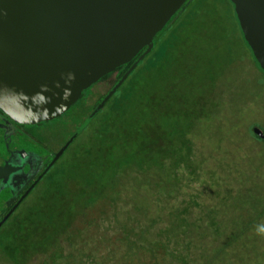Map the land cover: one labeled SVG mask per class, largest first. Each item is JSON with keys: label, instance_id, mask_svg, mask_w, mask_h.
Returning a JSON list of instances; mask_svg holds the SVG:
<instances>
[{"label": "rangeland", "instance_id": "374dc122", "mask_svg": "<svg viewBox=\"0 0 264 264\" xmlns=\"http://www.w3.org/2000/svg\"><path fill=\"white\" fill-rule=\"evenodd\" d=\"M208 4L213 11L200 9L193 20L183 19L180 24L187 25L188 39L199 34L195 38L200 42L189 48L185 72L191 68L193 81H207L204 89L198 82L190 85L186 78L178 84L180 91L205 99L203 116L194 114L185 129L190 150L185 154L187 163L169 166L170 160L165 159L158 168L125 166L109 204L90 209L88 221H80L73 231L74 236L81 231L75 237L79 244L83 234H88L89 238L83 237L86 245L74 246V259H62L60 264H102L105 255L112 257L111 263L113 252L124 248L118 242L122 234L141 243L165 240L167 235L171 237L168 248L182 252L191 264H206L209 258V264H264V141L253 134L254 127L264 133V72L253 61L229 5L224 0H208ZM111 81L98 82L60 120L44 122L36 129L38 138L58 151L108 91ZM62 161L0 230V264H42L62 239L65 232L62 235L50 225L47 240L39 241L31 233L35 218L31 223L25 220L29 211L39 219L52 220L61 204L54 199L63 188L56 187L67 183V194L76 187L74 173ZM62 170L67 172L64 177ZM175 213L186 219V225L183 233L172 236L165 228ZM24 220L28 224L21 229ZM61 242L65 253L72 250L66 240ZM81 249L84 255L92 249V256L81 258L76 253ZM130 253L129 264L153 260L148 254Z\"/></svg>", "mask_w": 264, "mask_h": 264}, {"label": "trees", "instance_id": "16d2710c", "mask_svg": "<svg viewBox=\"0 0 264 264\" xmlns=\"http://www.w3.org/2000/svg\"><path fill=\"white\" fill-rule=\"evenodd\" d=\"M224 1L233 10L236 24H238L233 4L230 0ZM200 9L213 11L208 0H186L183 3L171 21L157 34L151 51L138 62L107 100L104 107L77 134L48 171L49 173L53 170L60 163L58 161L63 159L61 163L68 164L74 173L72 179L76 182V187L70 190L69 194L66 193L69 191H66L67 183L56 187L57 190L63 188L59 190V194L54 199L60 201L61 204L52 215V220L51 217L39 219V216H33L31 211L25 218L30 223L35 218V223L32 226L36 227L31 228V233L38 236L39 241L47 240L50 225L57 227L56 230L61 231L62 235L65 232L62 239L55 243L53 250L48 252L44 261H41L42 264H60L62 259H74V255H76L73 251L74 246L86 245L83 237L89 238L88 234H83L81 244H79L80 241L76 240L75 237L81 231L76 236H74L73 231L75 228H79L78 223L80 221L83 220L82 224L85 220L88 221L90 209L98 204L107 205L106 203L119 187V173L126 168L125 166L136 164L145 165L146 168H158L164 165L165 159L170 160L169 166L187 163L188 157L185 154H188L190 150L185 143L184 136L187 132L185 129L187 124L189 127L193 122L191 117L194 114L203 116L205 99L204 95L191 97L192 95L180 91L178 84L186 78L190 85H195V82H198L199 87L204 89L207 81H193L191 68L188 74L185 72V68L189 65L187 52L191 46L199 45L200 42L195 38L199 34H196L191 40L188 39L187 25L180 24L183 19L185 22L193 20ZM237 29L243 39L239 24ZM247 47L250 50L248 45ZM134 60L106 74L98 82L112 78L109 91ZM253 61L255 62L254 58ZM98 82L84 90L81 97L69 110L81 102L85 94ZM191 91L189 90V92ZM105 94L97 100L94 107ZM176 105H181L185 109L181 110ZM68 111L52 121L60 120ZM255 129L261 134H258ZM253 131L255 137L264 141V133L260 128L254 127ZM182 149H186L187 152L183 154ZM69 154L71 155L66 157ZM66 174V170L62 172L63 177ZM169 178L170 176H168ZM29 209L31 207L27 210ZM185 220L178 213H175L169 228H165L166 233H171L172 236H176L178 232L183 233L186 225ZM89 221L93 223L95 219L91 217ZM26 224L28 223L25 222L19 226L22 229ZM39 225L41 228L37 229ZM170 238L166 235L165 240L149 241L146 239L144 243H141L128 238L127 234L124 236L122 234L118 242L124 245L123 250L113 252L112 256L115 260L111 263V256L106 258V255L102 257L101 263L117 264L118 261L122 260L120 264H129L128 254L131 252L130 255L132 254V256L139 253V255L148 254L146 257L149 259L153 258L151 263L142 262V264H191L192 260L182 252H175L168 248ZM62 240H66L72 246V250L70 249L65 253L64 247L63 249L60 248ZM89 250V254H85L87 255L85 259L92 256L93 251L92 249ZM76 253L81 258L85 256L83 249L77 250ZM209 259L206 260V264H209Z\"/></svg>", "mask_w": 264, "mask_h": 264}, {"label": "water", "instance_id": "95a60500", "mask_svg": "<svg viewBox=\"0 0 264 264\" xmlns=\"http://www.w3.org/2000/svg\"><path fill=\"white\" fill-rule=\"evenodd\" d=\"M185 1L0 0V110L20 124L60 117L84 90L135 59L43 173L151 51ZM230 2L243 39L264 71V0Z\"/></svg>", "mask_w": 264, "mask_h": 264}, {"label": "flooded vegetation", "instance_id": "af4514ba", "mask_svg": "<svg viewBox=\"0 0 264 264\" xmlns=\"http://www.w3.org/2000/svg\"><path fill=\"white\" fill-rule=\"evenodd\" d=\"M43 124H20L0 110V230L34 195L55 163L43 173L57 152L38 138L36 129Z\"/></svg>", "mask_w": 264, "mask_h": 264}]
</instances>
